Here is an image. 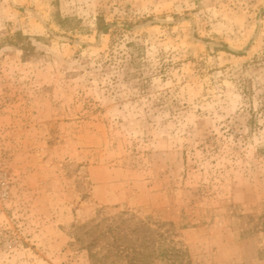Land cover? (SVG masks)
<instances>
[{"label":"rangeland","instance_id":"1","mask_svg":"<svg viewBox=\"0 0 264 264\" xmlns=\"http://www.w3.org/2000/svg\"><path fill=\"white\" fill-rule=\"evenodd\" d=\"M122 212L152 264H264V0H0V264Z\"/></svg>","mask_w":264,"mask_h":264},{"label":"trees","instance_id":"2","mask_svg":"<svg viewBox=\"0 0 264 264\" xmlns=\"http://www.w3.org/2000/svg\"><path fill=\"white\" fill-rule=\"evenodd\" d=\"M98 28L104 33L108 32V28L102 23L98 24ZM262 217L259 220L261 222L255 225L257 228L260 223L264 224V216ZM249 219L255 221L253 216H249ZM81 231L91 239L90 250L99 247V250L104 251L101 256L98 252L91 251V258L96 264H117L120 260H125L127 264H152L156 250L158 252L157 237L163 236H156L155 230L147 221H139L129 212L112 216L102 215L99 221L85 225ZM174 253L170 251V254Z\"/></svg>","mask_w":264,"mask_h":264}]
</instances>
